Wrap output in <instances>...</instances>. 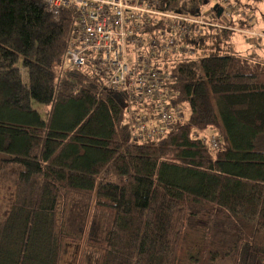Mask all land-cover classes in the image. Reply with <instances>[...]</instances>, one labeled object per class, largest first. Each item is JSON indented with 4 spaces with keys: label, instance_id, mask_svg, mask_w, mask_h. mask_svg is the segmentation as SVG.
Instances as JSON below:
<instances>
[{
    "label": "trees",
    "instance_id": "1",
    "mask_svg": "<svg viewBox=\"0 0 264 264\" xmlns=\"http://www.w3.org/2000/svg\"><path fill=\"white\" fill-rule=\"evenodd\" d=\"M210 1L159 6L198 15ZM244 25L231 17L230 29L197 35L215 41L198 60L163 59L168 101L185 120L134 141L126 93L65 63L73 13L0 0L1 63H19L31 100L44 106L43 116L19 105L22 87L0 66V199L4 183L14 185L0 217V264H59L71 239L77 264L264 263V58L226 43ZM73 200L86 205L77 233L66 224ZM197 216L205 221L193 236Z\"/></svg>",
    "mask_w": 264,
    "mask_h": 264
},
{
    "label": "built area",
    "instance_id": "2",
    "mask_svg": "<svg viewBox=\"0 0 264 264\" xmlns=\"http://www.w3.org/2000/svg\"><path fill=\"white\" fill-rule=\"evenodd\" d=\"M39 1L56 18L62 10L73 13L65 63L89 69L107 88L126 93L134 141L162 136L171 123L185 120L182 110L168 101L171 73L162 66L163 59L193 56V39L206 30L230 29V18L237 12L230 0H218L220 14L213 8L214 16L205 15L207 19L202 15L205 8L198 15L166 11L160 0ZM149 100L153 104L147 116L139 110ZM204 141L218 145L212 134Z\"/></svg>",
    "mask_w": 264,
    "mask_h": 264
},
{
    "label": "rangeland",
    "instance_id": "3",
    "mask_svg": "<svg viewBox=\"0 0 264 264\" xmlns=\"http://www.w3.org/2000/svg\"><path fill=\"white\" fill-rule=\"evenodd\" d=\"M217 2L218 0H211L206 4L204 10L205 14L202 12L203 18H208V16L205 15L214 16L213 6ZM230 2L233 5V12L237 11L234 15H232V17L236 20H244L245 25L241 28H236L235 26H233L232 29L234 30V32H232L230 38L226 41V43L232 44V48L234 50L242 53L254 47L258 54L262 58H264V0H258L254 2L251 0H230ZM223 42L225 43V41ZM218 43L221 44L222 41H219ZM192 47L194 48L192 57L195 60H198L200 57L212 52L215 47V41L207 40L206 43H201L196 40L192 42ZM4 65L5 63H1L0 60L1 70L4 72V74L12 77L13 79H16L22 87V93L18 101L19 105L24 107H33L34 109L40 111L44 116V106L37 102H33L29 96L28 79L25 69L22 68L19 63L11 69L5 67ZM185 109L184 111L187 114V106L185 107ZM220 139L222 140V138ZM13 192V183L10 180L6 181L2 186V194L0 199V217L4 215L5 210L8 208ZM85 207L86 205L82 201L78 200H73L70 205L68 220L66 224L71 230L75 231L76 233L79 232L83 226ZM204 221V216H197V218L193 220V236H197V234L200 233L201 225L204 223ZM79 247L80 246L77 239L66 240L61 249L59 264H77Z\"/></svg>",
    "mask_w": 264,
    "mask_h": 264
},
{
    "label": "water",
    "instance_id": "4",
    "mask_svg": "<svg viewBox=\"0 0 264 264\" xmlns=\"http://www.w3.org/2000/svg\"><path fill=\"white\" fill-rule=\"evenodd\" d=\"M217 6V4H215L213 7L215 8ZM217 14H220V9H218Z\"/></svg>",
    "mask_w": 264,
    "mask_h": 264
}]
</instances>
